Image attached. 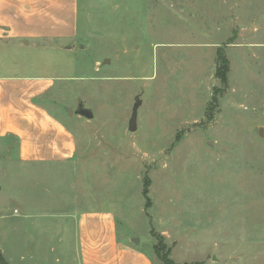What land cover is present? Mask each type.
Instances as JSON below:
<instances>
[{"label":"rangeland","instance_id":"rangeland-1","mask_svg":"<svg viewBox=\"0 0 264 264\" xmlns=\"http://www.w3.org/2000/svg\"><path fill=\"white\" fill-rule=\"evenodd\" d=\"M72 55L42 101L75 132L74 158L23 162L0 130L8 264H82L66 215L93 209L152 264H264V0H79Z\"/></svg>","mask_w":264,"mask_h":264},{"label":"crops","instance_id":"crops-1","mask_svg":"<svg viewBox=\"0 0 264 264\" xmlns=\"http://www.w3.org/2000/svg\"><path fill=\"white\" fill-rule=\"evenodd\" d=\"M78 36L79 0H0V130L18 137L23 162L54 165L76 154L75 132L42 100L67 77ZM22 51L59 53L57 59L67 62L26 59ZM66 216L75 222L82 264H152L145 250L119 236L111 212Z\"/></svg>","mask_w":264,"mask_h":264},{"label":"trees","instance_id":"trees-1","mask_svg":"<svg viewBox=\"0 0 264 264\" xmlns=\"http://www.w3.org/2000/svg\"><path fill=\"white\" fill-rule=\"evenodd\" d=\"M218 64L219 67H218V70H217V75L219 77H221L222 81L223 82H226L227 81V73L229 71V61L226 59L224 53L222 51H218ZM149 179L147 178L146 182H145V187H144V195L147 196V199H148V193H149ZM155 250L156 252L159 254L162 252V250H164L162 248V245L159 246L158 243L156 244L155 246ZM162 259H163V262H167V257H166V252H162ZM0 264H8V262L5 260V258L0 254Z\"/></svg>","mask_w":264,"mask_h":264},{"label":"water","instance_id":"water-1","mask_svg":"<svg viewBox=\"0 0 264 264\" xmlns=\"http://www.w3.org/2000/svg\"><path fill=\"white\" fill-rule=\"evenodd\" d=\"M110 60L106 59L105 63H109ZM141 104V101L139 100V98H136V102L134 103L133 109H132V115L129 121V131L134 132L137 130V117H138V109L139 106ZM69 110V114L71 115L73 113V110L68 109ZM77 113L88 118V119H92L94 114L92 112V110L88 107H85L82 103L79 104L78 109H77ZM139 240H136V243Z\"/></svg>","mask_w":264,"mask_h":264}]
</instances>
